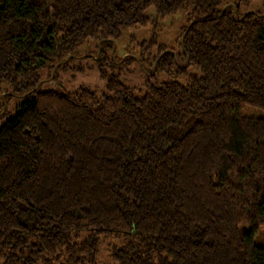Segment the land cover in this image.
I'll list each match as a JSON object with an SVG mask.
<instances>
[{
  "label": "trees",
  "instance_id": "trees-1",
  "mask_svg": "<svg viewBox=\"0 0 264 264\" xmlns=\"http://www.w3.org/2000/svg\"><path fill=\"white\" fill-rule=\"evenodd\" d=\"M239 1L0 0V264H95L107 235L118 264H264V116L240 113L264 110V14ZM149 10L189 17L142 83L39 89L87 41L130 63L112 45Z\"/></svg>",
  "mask_w": 264,
  "mask_h": 264
},
{
  "label": "rangeland",
  "instance_id": "rangeland-1",
  "mask_svg": "<svg viewBox=\"0 0 264 264\" xmlns=\"http://www.w3.org/2000/svg\"><path fill=\"white\" fill-rule=\"evenodd\" d=\"M224 1L228 4L232 3V0ZM237 6L243 7L241 11L251 10L264 14V0L239 1ZM146 15L151 18V23L147 27L140 26L134 29H125L122 35L112 45L110 53L114 56V59L124 60V58L130 57L133 59L130 63H113L110 60H106L105 64L100 66L96 62V59L92 57V55L96 54L95 43L93 41H87L80 47V53L75 55L69 67L59 69L57 79L44 78L46 79L44 80L42 77L39 89L53 88L61 92L72 93L84 86L100 93L105 91L106 78L110 75H117L120 80L129 86L142 83L148 78L147 71L151 69L153 57L151 58L150 53L155 54L157 52V46H165L167 49H172L175 52L179 51V36L182 27L186 24L187 18L189 17L188 11H182L159 19L153 15V10H149ZM155 19L156 23L153 24L152 21ZM153 35L155 36L156 44L147 47V42ZM141 43L142 45L140 46L139 44ZM140 57H142L141 63L138 61ZM102 73L104 77H101ZM153 73L154 71H151V74ZM197 74V71L191 67L188 70L187 78L194 77ZM167 77L166 73H156L157 80H163ZM6 92L14 94L7 100L6 105L7 111L13 114L14 108L23 99V96L18 90L12 91V89L8 88ZM240 113L251 117L264 116L263 109L251 105L242 106ZM240 230L242 233L247 232L249 225H241ZM252 242L255 245L264 247V225L259 226L257 233L253 236ZM113 243H120V238L117 235L102 237L95 264H118L108 254V246Z\"/></svg>",
  "mask_w": 264,
  "mask_h": 264
}]
</instances>
